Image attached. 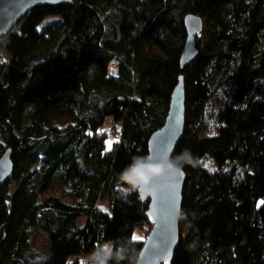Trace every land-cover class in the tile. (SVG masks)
Segmentation results:
<instances>
[{
	"label": "trees",
	"instance_id": "1",
	"mask_svg": "<svg viewBox=\"0 0 264 264\" xmlns=\"http://www.w3.org/2000/svg\"><path fill=\"white\" fill-rule=\"evenodd\" d=\"M188 15L202 31L171 156L192 162L170 264H264V0H72L31 9L0 37V158L9 150L12 163L0 264H84L125 242L136 264L149 201L119 178L164 125Z\"/></svg>",
	"mask_w": 264,
	"mask_h": 264
},
{
	"label": "water",
	"instance_id": "2",
	"mask_svg": "<svg viewBox=\"0 0 264 264\" xmlns=\"http://www.w3.org/2000/svg\"><path fill=\"white\" fill-rule=\"evenodd\" d=\"M72 0H0V37L7 34L14 25L37 6L58 7L70 4ZM187 33L186 43L179 60L180 75L169 103L164 125L154 132L148 141V155L153 162L172 156L182 138L184 126L183 71L195 59V37L201 34L202 21L188 15L184 20ZM12 163L8 150L0 158V186L11 176ZM185 176L168 183L154 182L138 194L148 200L147 218L151 224L136 264H170L179 240L178 220L182 204V190Z\"/></svg>",
	"mask_w": 264,
	"mask_h": 264
},
{
	"label": "clouds",
	"instance_id": "3",
	"mask_svg": "<svg viewBox=\"0 0 264 264\" xmlns=\"http://www.w3.org/2000/svg\"><path fill=\"white\" fill-rule=\"evenodd\" d=\"M192 162L191 154L185 150L182 154L167 159L153 162L149 156H134L131 162L120 174V181L127 185L126 191L139 192L149 188L154 182L168 183L184 176L185 164ZM130 246L125 242L116 251L110 243L98 245L84 261V264H109L116 261L129 260V264H135V256L129 255Z\"/></svg>",
	"mask_w": 264,
	"mask_h": 264
},
{
	"label": "rangeland",
	"instance_id": "4",
	"mask_svg": "<svg viewBox=\"0 0 264 264\" xmlns=\"http://www.w3.org/2000/svg\"><path fill=\"white\" fill-rule=\"evenodd\" d=\"M47 21H50V20H47ZM46 21V22H47ZM111 64H114V65H111ZM111 65V66H110ZM111 67H113L112 69H111ZM115 68H117V65H116V63L113 61V62H111L109 65H108V68H107V72H108V74L109 75H113V76H115ZM108 126H110V122L108 121L107 122V124H106V127L108 128ZM118 127V126H117ZM114 128V127H110V128H112V132H115V134L114 135H110L108 138H107V141H106V146H107V148H110L111 147V145H112V142L114 141V140H116V135H117V129L118 128ZM67 190H68V188H56V189H53V190H51L49 193H48V195H51V196H54V197H57V198H59V199H61L63 202H65V203H69V204H71V203H73L70 199H68L67 197H66V192H67ZM102 205L105 207L106 206V204L103 202L102 203ZM148 230V229H147ZM151 230V229H150ZM148 235V234H147ZM34 236H35V247H36V249L38 250V249H41V247L43 246V243L45 242V238H44V236L43 235H40V234H38V233H36V234H34ZM134 237H137L136 239H141V240H143V242L145 241V239H146V230H144V229H136L135 231H134Z\"/></svg>",
	"mask_w": 264,
	"mask_h": 264
},
{
	"label": "built area",
	"instance_id": "5",
	"mask_svg": "<svg viewBox=\"0 0 264 264\" xmlns=\"http://www.w3.org/2000/svg\"><path fill=\"white\" fill-rule=\"evenodd\" d=\"M116 73H117V68H115V75H116ZM109 76H113V75H109Z\"/></svg>",
	"mask_w": 264,
	"mask_h": 264
},
{
	"label": "bare ground",
	"instance_id": "6",
	"mask_svg": "<svg viewBox=\"0 0 264 264\" xmlns=\"http://www.w3.org/2000/svg\"><path fill=\"white\" fill-rule=\"evenodd\" d=\"M111 65H114V64H111ZM111 65H110V66H111ZM112 68H113V67H111V69H112ZM113 69H114V68H113Z\"/></svg>",
	"mask_w": 264,
	"mask_h": 264
},
{
	"label": "snow or ice",
	"instance_id": "7",
	"mask_svg": "<svg viewBox=\"0 0 264 264\" xmlns=\"http://www.w3.org/2000/svg\"><path fill=\"white\" fill-rule=\"evenodd\" d=\"M137 237H134V239H136Z\"/></svg>",
	"mask_w": 264,
	"mask_h": 264
}]
</instances>
